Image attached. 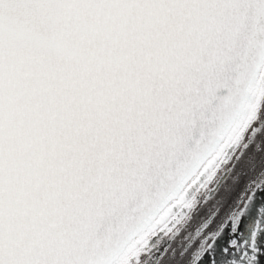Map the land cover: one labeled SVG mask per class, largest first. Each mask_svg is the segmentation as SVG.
<instances>
[{"label": "snow or ice", "instance_id": "snow-or-ice-1", "mask_svg": "<svg viewBox=\"0 0 264 264\" xmlns=\"http://www.w3.org/2000/svg\"><path fill=\"white\" fill-rule=\"evenodd\" d=\"M262 196L264 0H0V264H264Z\"/></svg>", "mask_w": 264, "mask_h": 264}, {"label": "flooded vegetation", "instance_id": "flooded-vegetation-1", "mask_svg": "<svg viewBox=\"0 0 264 264\" xmlns=\"http://www.w3.org/2000/svg\"><path fill=\"white\" fill-rule=\"evenodd\" d=\"M249 167H251V161H249ZM254 175L251 171L248 172V178H251ZM221 194L218 197V202L215 210L227 213L234 206V201L236 198L240 196V193L243 192V181L242 180H221ZM264 203V196L259 197L256 204L250 210L248 216L245 218V223L251 222L254 217L256 210L259 208L260 204ZM189 230L195 227V220L190 221L186 226ZM165 244L170 243L169 241H165Z\"/></svg>", "mask_w": 264, "mask_h": 264}]
</instances>
